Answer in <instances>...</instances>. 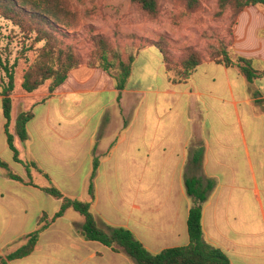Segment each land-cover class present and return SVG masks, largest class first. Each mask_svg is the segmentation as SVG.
Segmentation results:
<instances>
[{
  "label": "crops",
  "instance_id": "obj_1",
  "mask_svg": "<svg viewBox=\"0 0 264 264\" xmlns=\"http://www.w3.org/2000/svg\"><path fill=\"white\" fill-rule=\"evenodd\" d=\"M234 31L233 51L264 71V7L246 8ZM141 56L142 77L152 81L146 87L132 86V72L119 91L107 72L83 65L52 94L50 84L15 89L9 132L20 159L37 168L14 160L0 93V159L8 164L0 165V254L22 246L42 218L49 222L34 252L10 264H135L87 241L75 210L54 218L62 200L44 190L50 186L89 202L100 223L131 230L152 254L186 246L190 178L214 184L203 203L204 240L231 264H264V75L250 83L239 68L206 61L176 84L159 48L140 50L133 71ZM22 110L34 114L25 142L15 134Z\"/></svg>",
  "mask_w": 264,
  "mask_h": 264
},
{
  "label": "trees",
  "instance_id": "obj_2",
  "mask_svg": "<svg viewBox=\"0 0 264 264\" xmlns=\"http://www.w3.org/2000/svg\"><path fill=\"white\" fill-rule=\"evenodd\" d=\"M142 12L149 16H156L160 11V0H130ZM184 4L188 13L198 10L201 0H177ZM263 6L264 0H218V15L230 7L235 20L248 7ZM0 18L7 20L17 27L21 34L31 42V47L38 49L34 60L29 63L21 82L24 92L32 93L50 81L49 92L54 93L62 86L71 71L83 65L90 68H100L107 72L115 81L116 88L122 91L126 88L132 75L136 55L123 57L122 52L108 38L102 34L92 37L94 49L86 63L72 45L64 44L62 36L68 31L78 28L79 16L71 6L69 0H0ZM1 42V34H0ZM231 46V45H230ZM160 48L165 63L166 73L173 83L187 82L196 67L206 61H214L227 67H237L247 80L252 83L264 75L255 67L252 59L244 56L232 57V53L223 47L218 51L222 59L205 60L197 52L188 49L178 62H174ZM27 58V57H26ZM27 60V59H26ZM18 61L11 63L10 57H5L0 45V72L3 96V111L6 119V135L10 149L14 153V160L23 163L27 169L37 168L33 162H23L14 145V136L9 132L12 112V94L17 88L16 68ZM31 111H20L16 120L15 134L25 142L28 139V123L33 119ZM98 159H94L93 172L90 179L89 193H94V178L98 169ZM0 165L7 168L8 164L0 159ZM12 179L22 181L21 177L10 173ZM188 194L194 199V206L190 209L188 219L189 243L186 246L168 248L158 254H152L135 238L131 230L124 227H112L100 223L91 210L89 202L64 196V194L50 186L44 190L50 195L61 199V209L54 218L61 217L67 210L73 209L84 217L81 234L87 241L100 242L116 252L126 253L135 264H231L229 258L219 249L208 244L203 237L202 210L214 184L203 185L197 178L186 180ZM40 229L28 235L24 244L9 254L0 255V264H10L31 255L39 241L40 234L49 222L42 218Z\"/></svg>",
  "mask_w": 264,
  "mask_h": 264
},
{
  "label": "rangeland",
  "instance_id": "obj_3",
  "mask_svg": "<svg viewBox=\"0 0 264 264\" xmlns=\"http://www.w3.org/2000/svg\"><path fill=\"white\" fill-rule=\"evenodd\" d=\"M78 13V28L68 31L61 39L66 45H72L86 60L90 57L94 46L93 35L102 34L112 42L123 54L125 59L149 46H160L174 62L181 60L186 50L191 49L205 60L222 59L218 51L226 47L232 57L241 56L233 51L235 43L233 12L228 7L218 15V0H201L197 11L188 13L183 3L177 0H160V11L152 17L142 12L130 0H69ZM1 48L11 63L18 61L16 68L17 90L21 88L23 74L29 63L34 60L38 49L31 47V42L21 34L20 30L10 22L0 18ZM231 45V46H230ZM160 49V48H159ZM27 57V58H26ZM27 59V60H26ZM144 61L141 56L134 67L132 86L146 87L152 81L143 79ZM152 71L155 66L150 65ZM2 73L0 72V93L2 92ZM47 81L44 85L50 84ZM43 85V86H44ZM23 91V90H22ZM13 95V94H12ZM2 109V104L0 105ZM3 115L0 116V122ZM3 139L6 140L5 135ZM8 158L11 154L9 148ZM21 168L14 165L12 172H20ZM9 253H5V256ZM1 255V254H0Z\"/></svg>",
  "mask_w": 264,
  "mask_h": 264
}]
</instances>
